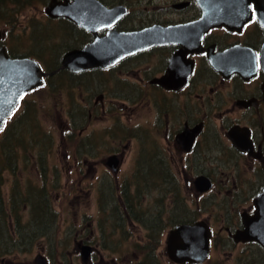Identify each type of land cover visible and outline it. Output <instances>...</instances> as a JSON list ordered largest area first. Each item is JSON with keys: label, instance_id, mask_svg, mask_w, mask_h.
Listing matches in <instances>:
<instances>
[{"label": "flooded vegetation", "instance_id": "1", "mask_svg": "<svg viewBox=\"0 0 264 264\" xmlns=\"http://www.w3.org/2000/svg\"><path fill=\"white\" fill-rule=\"evenodd\" d=\"M30 1L20 0L15 8L16 20L19 14L27 17L25 3ZM100 1L109 7L124 5L126 13L110 27L97 28L98 36L105 35L109 29L131 32L151 25L188 24L202 16L196 0L172 1L159 11L149 12L151 17L141 15L143 11L136 6L140 0ZM255 1L250 0L249 18L235 28L204 23L202 32L187 29L192 32L189 43L170 40L154 44L106 68L70 71L62 67L61 58L67 51L81 49L94 40L92 32L64 17L52 18L43 12L45 22L59 25L62 38L68 42L63 43L60 53L44 61L27 54L20 40L14 42L9 35L6 37L12 30L0 34V48H5L10 57L33 58L47 73L40 86L19 97L4 120L0 128V150L3 148L4 153L17 161L15 132L43 131L37 101L43 88L49 85V89H57L65 96L69 92L65 138L73 142L76 131L84 132L77 137V152L86 154L82 160L86 168L97 169L90 177L98 183L104 198L114 193L115 173L121 171L127 158L125 149L133 140L137 155L132 157L133 173L123 180L116 194L119 208L128 210L125 201L118 198L130 187L132 179L139 181L147 176L158 193L154 225L161 229L159 225L166 223L169 227L166 242L169 232L177 225L202 221L210 230L209 256L205 262L214 257L212 252L217 249L226 258L229 256L230 264H249L243 253L251 254L255 262L260 260L256 264H264V247L260 243L264 237V21L260 23L256 17ZM32 2L31 7L41 11L35 0ZM48 2L42 0L39 4L45 9ZM178 3L187 4L174 8ZM173 15L178 17L172 18ZM235 48L254 53V74L249 68L243 74L230 71L229 65L236 58L229 62L224 55ZM181 49L184 53L178 52ZM176 54L179 56L175 62L171 61ZM189 68V75L185 76ZM123 116H127V122L122 120ZM50 133L52 138L44 143L34 138L25 141L21 133L23 146L19 158L25 159V163L48 162L54 147ZM100 146L105 147L104 152L95 150ZM83 148L89 149L81 151ZM76 162L77 159L71 166H76ZM75 166L70 173H74ZM5 183V179H0V251L9 245L25 249L34 238L44 236L51 248L58 214L56 218L44 189L28 185L24 207L30 216L23 221L18 213L20 203L12 193L17 181L14 180L7 193L2 189ZM134 189L140 193L137 183ZM167 198L169 201L163 204ZM176 211L178 215L174 216ZM125 215L123 224L139 220L129 213ZM78 242L91 246L93 252L91 236ZM251 248L257 250L258 256L248 251ZM233 254L236 256L232 257ZM215 264H220L218 257Z\"/></svg>", "mask_w": 264, "mask_h": 264}, {"label": "rangeland", "instance_id": "2", "mask_svg": "<svg viewBox=\"0 0 264 264\" xmlns=\"http://www.w3.org/2000/svg\"><path fill=\"white\" fill-rule=\"evenodd\" d=\"M32 1L25 3L26 18L25 15L19 14L18 20H9L8 23L0 22V34L6 33L9 29L12 30V33L5 34L6 37L9 35V39L14 42L20 40L27 54L35 55L44 61L47 57H54L60 53L63 43L67 44L68 42L62 38L59 25L45 22L47 18L42 16L44 7L39 4L42 0L34 2L37 3L38 8H41V11H35L31 7ZM172 1L175 0H140L136 6L143 11L142 16L151 17L149 12L159 11L161 7L170 5ZM19 3L15 1L13 4L0 7V10L4 14L13 16L14 9L20 5ZM32 16L35 18H31ZM177 17V15L172 16V18ZM66 89L69 90V88ZM68 95L69 92L66 96L61 95L57 89H49V85H47L40 91L37 100L43 118V131L21 130L14 134L13 140L20 156L23 146L20 141L21 133L25 141L34 138L44 143L52 138L50 133L52 131L53 155L49 157L48 162L35 164L30 161L25 163V159L19 158L18 155V160L14 161L12 155L4 153L3 148L0 150V168H2L0 179L6 180L2 189L6 193L9 192L14 180L17 181L12 193L15 195V201L20 203L18 213L22 220L25 221L30 216L29 210L24 207L25 192L30 184L44 189L48 203L56 211V218L58 214L57 228L50 240L51 248L47 236L37 237L27 245V250L21 248L5 255L1 264H35V256L39 254L47 256L49 264H83L79 250L76 248V242L88 235L92 237L93 252L87 264H142V258L148 261L144 257L145 248L154 252L158 260L154 263L173 264L166 254L165 247L169 227L166 226V223L159 225L162 226L161 229L156 224L154 225V217L158 216L155 208L159 204L155 198L158 193L151 186L150 179L147 176L139 181L132 179L130 187L127 186L126 191H122L118 198L125 201L128 210L125 211L117 206L116 194L120 191L123 180L133 173L131 169L132 157L137 155V144L132 140L125 149L127 158L121 165V171L115 173L114 193L104 198L100 194L98 183L90 177H93L97 169L86 168L85 162H82L86 154L77 152V137L84 132L76 131L77 137L73 142L67 141L65 138L67 137L65 136L67 132L65 110ZM122 120L127 122V116H123ZM95 148V150L105 151V147ZM88 149L83 148L81 151ZM65 154L70 156L67 158ZM75 159H77L76 166H71ZM73 166H75L74 173H70ZM144 174L146 175V173ZM136 183L139 185V194L134 189ZM138 200H140L139 203ZM168 201L167 198L162 203L167 204ZM184 203L186 204V201ZM183 204L181 203L180 206ZM125 213H129L131 217L139 220L123 224V220L126 218ZM173 215H178V211ZM158 231L160 232L158 233ZM248 251L258 256L255 248L248 249ZM212 255L214 257L204 264H215V257L220 259V264L232 263V260L228 259L229 256L226 258V255L217 252V249L212 252ZM231 256H236V254ZM243 256L249 264L260 262V260L255 262L254 257L249 253H243Z\"/></svg>", "mask_w": 264, "mask_h": 264}, {"label": "water", "instance_id": "3", "mask_svg": "<svg viewBox=\"0 0 264 264\" xmlns=\"http://www.w3.org/2000/svg\"><path fill=\"white\" fill-rule=\"evenodd\" d=\"M196 1L202 9V16L197 21L168 27L151 25L131 32L109 29L103 36H98L97 28L110 27L117 18L126 13L124 5L108 7L100 0H73L72 2L49 0L44 12L52 18H67L94 34V40L90 44L81 49L69 50L61 58L62 67L70 71H80L87 68L109 67L123 57L154 44H162L170 40L178 44H180V40L189 43L190 34L202 32V27L206 25L204 23H208V26L211 27L219 25L232 29L249 18L250 0ZM186 4L178 3L174 5V8H183ZM254 6L259 21L262 23L264 16L260 15L259 10L262 9V6L264 7V0L262 3L261 0H256ZM193 27L196 28L194 31H187ZM239 49H243L242 52L235 48L228 50L224 55L229 62L236 58L229 65L230 71L243 74L249 68L254 74V53L245 48ZM178 52L184 53L182 49ZM178 56V54L174 55L171 61L175 62ZM215 69L218 71L216 65ZM190 70L189 68L185 76L189 75ZM46 74L35 59L12 58L7 54L5 48H0V128L12 112L19 97L31 88L40 86L43 83V76ZM209 238L210 230L202 221L177 225L167 237V256L179 264H201L209 253ZM260 243L264 247V237ZM77 247L82 262L86 263L89 260L92 247L81 243H78ZM34 263L47 264L43 256H38Z\"/></svg>", "mask_w": 264, "mask_h": 264}, {"label": "trees", "instance_id": "4", "mask_svg": "<svg viewBox=\"0 0 264 264\" xmlns=\"http://www.w3.org/2000/svg\"><path fill=\"white\" fill-rule=\"evenodd\" d=\"M15 1L18 3L20 2V0H0V7L5 6L7 4H13V3H15ZM15 11L16 10L14 9L13 16H9L7 14H4L0 10V22L8 23L9 20L17 19L18 12L17 11L15 12ZM1 231H2V227L0 228V233H2ZM158 233H159V231H158ZM153 238L155 239V236H153ZM138 246H140V245H138ZM14 249H17V248L16 247L13 248V246L9 245V247H7L6 250L0 251V258L3 257L4 255H7V254L14 252L15 251ZM145 250H146V253H144V257L147 258V260L149 261V264H156V263H154V261L157 262L158 260H157L156 256L154 255V252L152 250H149V248H145ZM141 261H142L141 262L142 264H148V261H145L144 258H142Z\"/></svg>", "mask_w": 264, "mask_h": 264}]
</instances>
